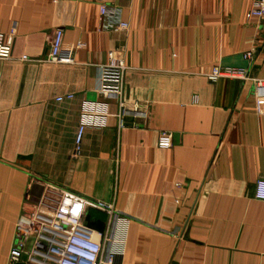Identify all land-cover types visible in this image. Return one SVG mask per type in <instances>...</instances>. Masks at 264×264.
I'll return each mask as SVG.
<instances>
[{
    "label": "crops",
    "instance_id": "0c3cea01",
    "mask_svg": "<svg viewBox=\"0 0 264 264\" xmlns=\"http://www.w3.org/2000/svg\"><path fill=\"white\" fill-rule=\"evenodd\" d=\"M99 1L0 0V32L14 31L10 58L0 59V264H9L18 220L60 190L113 203L127 218L117 264H264L254 83L264 78V18L247 17L249 0H103L130 24L113 32L102 29ZM58 28L73 62L47 60ZM113 53L127 64L122 128L117 100L99 92ZM215 65L249 77L211 82ZM164 130L169 149L157 145ZM109 219L90 207L84 222L105 231ZM36 240L27 237L19 262L34 264Z\"/></svg>",
    "mask_w": 264,
    "mask_h": 264
},
{
    "label": "built area",
    "instance_id": "2783aa9c",
    "mask_svg": "<svg viewBox=\"0 0 264 264\" xmlns=\"http://www.w3.org/2000/svg\"><path fill=\"white\" fill-rule=\"evenodd\" d=\"M251 8L247 17L264 18V0H249ZM99 13L102 29L105 31H126L130 24L124 19L120 6L99 1ZM14 31L0 32V59L11 56ZM79 42L76 47H82ZM253 51L244 53V58L252 60ZM28 59L27 55L22 56ZM47 60L54 63L74 61L73 51L63 49V30L58 28L50 43ZM126 60L123 57L110 55L108 62L101 67L99 92L105 97H114L119 105L118 126L126 125L127 108L125 105ZM211 82L223 77L248 79L246 68L215 65L207 74ZM256 110L264 115V78L254 79ZM74 94L58 96V102L71 101ZM89 125L82 122L75 136L72 157L82 152L86 129ZM101 127L100 124L94 125ZM157 145L169 149L173 145V133L161 131ZM55 191L60 189L51 187ZM60 199L46 196L40 201L36 210L29 217H21L16 224L14 244L9 254V264L19 262L25 247V241L31 233H36V249L31 253L30 261L34 264H117L124 254V240L118 236L121 224L127 221L120 215L114 204L103 200H89L67 191L60 190ZM255 198L264 201V179H258L255 185ZM95 208L110 216L105 231H94L84 222L88 208ZM46 248V251L43 249ZM35 255H40L41 260ZM36 259L38 261H36ZM49 260V262L47 261Z\"/></svg>",
    "mask_w": 264,
    "mask_h": 264
},
{
    "label": "water",
    "instance_id": "95a60500",
    "mask_svg": "<svg viewBox=\"0 0 264 264\" xmlns=\"http://www.w3.org/2000/svg\"><path fill=\"white\" fill-rule=\"evenodd\" d=\"M36 261H38V260L36 259ZM16 264H31V263H26V262H17Z\"/></svg>",
    "mask_w": 264,
    "mask_h": 264
}]
</instances>
